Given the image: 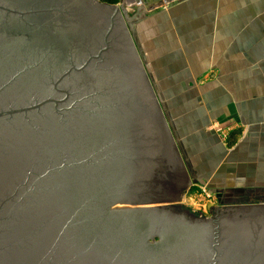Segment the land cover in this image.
<instances>
[{"label":"water","instance_id":"95a60500","mask_svg":"<svg viewBox=\"0 0 264 264\" xmlns=\"http://www.w3.org/2000/svg\"><path fill=\"white\" fill-rule=\"evenodd\" d=\"M138 16L0 0V264H264V202L168 207L191 184Z\"/></svg>","mask_w":264,"mask_h":264},{"label":"crops","instance_id":"0c3cea01","mask_svg":"<svg viewBox=\"0 0 264 264\" xmlns=\"http://www.w3.org/2000/svg\"><path fill=\"white\" fill-rule=\"evenodd\" d=\"M135 10L136 24L143 26L147 17L140 16L156 14L149 44L154 70L200 100L185 102L192 112L184 111L181 121L191 143L190 151L181 150L186 173L193 166L223 176L221 192L230 201L264 202V0H138ZM136 24L133 37L148 75ZM168 108L177 104L169 102ZM214 121L238 126L231 149L225 150L212 130L206 132ZM169 124L180 144L175 124Z\"/></svg>","mask_w":264,"mask_h":264},{"label":"rangeland","instance_id":"374dc122","mask_svg":"<svg viewBox=\"0 0 264 264\" xmlns=\"http://www.w3.org/2000/svg\"><path fill=\"white\" fill-rule=\"evenodd\" d=\"M102 4H105L106 2L104 0H97ZM140 1V0H139ZM138 3V0H114L112 4L108 5H113V6H120L123 4L126 12H127V17L131 20L136 18L137 12L135 10L136 5ZM175 6V5H173ZM151 7V5H150ZM156 14L149 12L147 14H144L143 16H140L141 19L143 17H147L145 19L146 26H143L141 22L137 23L133 22V24H136L137 27V32L138 34V39L139 42L142 44V48L144 49L147 59H148V67H147V72L148 76H150L151 81H155V88H158L159 91L154 92L156 94V98L161 106L162 112L165 116L166 122L168 124V127L171 131V125L169 123H173V127L175 124V131L178 137H180V144L176 143V148L178 151V154L180 155V158L183 161V155L181 150L185 151L186 153L190 151V137L188 134L186 135L185 132V127L184 123L181 124L182 117L184 116V111L190 112L191 109H187V106L185 102L187 100H199V97L197 96V93L191 94V92H185L181 89L178 88V86L174 85L171 86L168 83V79L164 78V75L162 74V77H160L161 70L156 68L157 70H154L155 67L153 66L152 63V46L149 44L153 43V39L151 38L150 32L152 33V25L150 24L152 17L155 16ZM139 18V17H138ZM137 18V19H138ZM144 23V22H143ZM144 34L146 36L144 37ZM149 36V37H148ZM134 40V37H133ZM135 43V41H134ZM150 81V82H151ZM197 84H202L201 82H198ZM152 85V82H151ZM153 87V85H152ZM154 88V87H153ZM173 89V91H171ZM154 91V89H153ZM189 95L190 98L188 97ZM195 96V97H193ZM196 101V100H195ZM169 102H172L177 104V108L175 109H169L168 105ZM194 111H197L200 113V110L198 109H193ZM192 112V111H191ZM174 116H177V121L180 122V124L174 123ZM238 126H231L229 124H220L216 121L212 122V124L209 125V127L206 130H212L214 133H216L217 136H219L221 140V145L227 149H231L235 142H236V137L231 136L232 131H234V128ZM175 141V139L173 138ZM201 141V140H200ZM182 146V147H181ZM188 147V149H187ZM188 151H187V150ZM200 157V156H199ZM190 160V159H189ZM190 162V161H189ZM214 165H216V161H213ZM200 168V167H199ZM187 169V168H185ZM186 177V180L189 184H191V190L190 193H181L183 199L178 200V205H168V207H173L177 208V210H187L192 216L196 218H210V214L214 213L215 210L221 208V207H232V206H239L245 204L244 199L243 200H237V201H230L231 198L228 195H224L222 189L220 188V185L222 184L223 181V176H218L220 177V180H217V173L214 174V172H207V171H202L201 169L194 168L192 166V171H189ZM204 177V178H203ZM206 177V179H205ZM212 184V186H211ZM218 185V186H217ZM218 187V188H216ZM255 200H247L250 204H254ZM167 205H152V207H164Z\"/></svg>","mask_w":264,"mask_h":264},{"label":"trees","instance_id":"16d2710c","mask_svg":"<svg viewBox=\"0 0 264 264\" xmlns=\"http://www.w3.org/2000/svg\"><path fill=\"white\" fill-rule=\"evenodd\" d=\"M106 3H108V4H112V2L114 1V0H104Z\"/></svg>","mask_w":264,"mask_h":264},{"label":"flooded vegetation","instance_id":"af4514ba","mask_svg":"<svg viewBox=\"0 0 264 264\" xmlns=\"http://www.w3.org/2000/svg\"><path fill=\"white\" fill-rule=\"evenodd\" d=\"M106 4V3H105Z\"/></svg>","mask_w":264,"mask_h":264}]
</instances>
